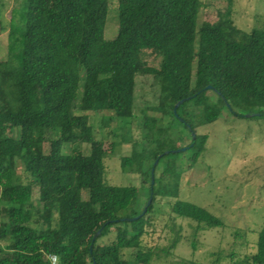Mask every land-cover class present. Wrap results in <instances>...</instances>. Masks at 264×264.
<instances>
[{"label":"trees","instance_id":"trees-1","mask_svg":"<svg viewBox=\"0 0 264 264\" xmlns=\"http://www.w3.org/2000/svg\"><path fill=\"white\" fill-rule=\"evenodd\" d=\"M118 5L111 41L104 36L109 0H22L12 12L7 58L0 59V264H51V255L58 264H151L182 239L163 250L145 243L161 198L172 200L171 213L196 223L197 231L224 226L179 199L178 153H165L179 148L167 143L171 127L163 123L170 118L191 135L187 146L196 163L209 141L197 128L224 111L264 116V27L240 30L230 5L215 23L198 24L203 0ZM147 51L161 58L159 68L148 66ZM143 76L157 81L160 97L137 115L136 83ZM99 113L107 123L140 117L142 138L121 168L147 182L152 201L143 211L137 187L105 180V158L117 144L96 138L90 114ZM67 144L75 147L70 153ZM83 144L89 154L76 151ZM110 232L114 239L99 244ZM192 246L197 249L196 240ZM229 257L228 264H264V224L255 254Z\"/></svg>","mask_w":264,"mask_h":264},{"label":"rangeland","instance_id":"rangeland-1","mask_svg":"<svg viewBox=\"0 0 264 264\" xmlns=\"http://www.w3.org/2000/svg\"><path fill=\"white\" fill-rule=\"evenodd\" d=\"M21 4L22 0H0L1 60L7 58V33L12 12ZM203 4L198 24L215 23L219 13L230 5L234 23L240 30L250 32L264 27V0H203ZM118 29V0H109L105 39L114 40ZM144 59L148 66L160 67L159 56L147 51ZM159 97L160 88L153 77H138L135 91L137 115L142 109L157 106ZM137 120L120 118L107 123L102 113L90 114L96 138L105 140L108 146L111 141L117 144L115 152L105 158L106 182L113 186L137 187L139 195L136 206L137 210L143 211L150 198L147 182L140 174L124 172L121 168L122 158L130 156L134 141L142 138ZM163 124L171 127L165 136L167 143L173 140L179 148L165 152L178 153L175 156L178 159L176 165L178 173L182 175L179 199L205 208L224 226L197 231L196 223L177 218L171 213L172 200L159 199L152 217L155 232L145 238V243L163 250L176 238L182 239L169 256L159 251L160 255H156L151 264H228L231 259L229 255L242 258L255 254L258 235L264 224V116L253 113L243 118L224 111L217 122L197 128V133L207 134L209 141L196 163L192 162L193 153L188 151L187 146L191 135L170 118H166ZM69 145H65L66 153L75 148ZM170 147L167 145L166 149ZM136 150L140 154L141 146ZM76 151L89 154V145H80ZM172 158L160 167V171L172 164ZM148 169L149 164L144 163L143 171ZM174 222L176 228L173 227ZM113 239L114 233L110 232L99 240V244L109 243ZM194 240L197 242L196 250L192 246Z\"/></svg>","mask_w":264,"mask_h":264},{"label":"water","instance_id":"water-1","mask_svg":"<svg viewBox=\"0 0 264 264\" xmlns=\"http://www.w3.org/2000/svg\"><path fill=\"white\" fill-rule=\"evenodd\" d=\"M184 102H185V100L180 101V102L176 105L175 111H176V109H177L180 105H182ZM247 117H250V115H248ZM193 138H195V135H194V134H193ZM169 153H170V152H168V153H166V154H169ZM157 163H158V162H156L155 165H157ZM154 182H155V180H154V169H153V172H152V186L154 185ZM151 201H152V199L149 200L148 205H150ZM139 218H140V216H138V217H136V218H133V219H130V221H135V220H138ZM100 234H101V231H99V232L97 233V235L95 236V239H96Z\"/></svg>","mask_w":264,"mask_h":264},{"label":"built area","instance_id":"built-area-1","mask_svg":"<svg viewBox=\"0 0 264 264\" xmlns=\"http://www.w3.org/2000/svg\"><path fill=\"white\" fill-rule=\"evenodd\" d=\"M49 259L51 261V264H58V258H57V256L51 255L49 257Z\"/></svg>","mask_w":264,"mask_h":264}]
</instances>
